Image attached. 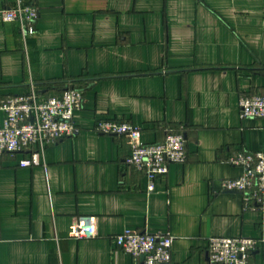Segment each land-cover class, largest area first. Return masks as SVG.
I'll list each match as a JSON object with an SVG mask.
<instances>
[{"label":"crops","instance_id":"obj_1","mask_svg":"<svg viewBox=\"0 0 264 264\" xmlns=\"http://www.w3.org/2000/svg\"><path fill=\"white\" fill-rule=\"evenodd\" d=\"M18 4L39 10L26 39L2 19ZM32 87L83 90L79 131L39 166L0 154V264H144L116 244L125 230L172 235L170 264H212L211 237H251L249 264H264L262 213L222 188L243 173L230 156L264 152V119L239 107L264 95V0H0V102ZM102 119L139 126L147 144L182 133L186 160L150 191L129 138L99 133ZM85 215L97 233L78 239Z\"/></svg>","mask_w":264,"mask_h":264},{"label":"built area","instance_id":"obj_2","mask_svg":"<svg viewBox=\"0 0 264 264\" xmlns=\"http://www.w3.org/2000/svg\"><path fill=\"white\" fill-rule=\"evenodd\" d=\"M39 10L34 6L18 4L5 8L2 19L16 22L24 39L35 34ZM84 103L83 90L66 88L60 95L42 96L35 88L27 94L8 96L0 102L4 112L0 127V154H24L19 165L23 168L43 164L46 149L61 139L75 136L79 128L76 112ZM242 118L264 119V95H242L239 100ZM102 134L125 136L131 144L127 163L144 170L149 190L155 189V179L165 176L172 163L186 160V140L182 133L167 134L162 143L142 142V129L130 122L102 119L96 124ZM229 162L243 168L242 175L222 180V188L239 192L245 203L252 204L264 218V152L239 151L229 157ZM96 218L79 216L73 235L78 239L96 236ZM174 237L170 234H150L125 230L115 237V242L126 252L144 257V264H170ZM259 241L251 237H220L209 239L208 254L212 264H249L250 254Z\"/></svg>","mask_w":264,"mask_h":264},{"label":"water","instance_id":"obj_3","mask_svg":"<svg viewBox=\"0 0 264 264\" xmlns=\"http://www.w3.org/2000/svg\"><path fill=\"white\" fill-rule=\"evenodd\" d=\"M143 258V257H142Z\"/></svg>","mask_w":264,"mask_h":264}]
</instances>
